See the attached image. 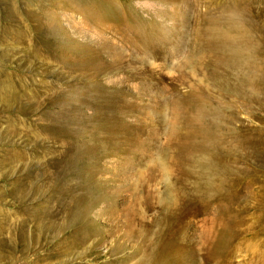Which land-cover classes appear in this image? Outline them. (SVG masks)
<instances>
[{"label": "rangeland", "instance_id": "374dc122", "mask_svg": "<svg viewBox=\"0 0 264 264\" xmlns=\"http://www.w3.org/2000/svg\"><path fill=\"white\" fill-rule=\"evenodd\" d=\"M0 264H264V0H0Z\"/></svg>", "mask_w": 264, "mask_h": 264}, {"label": "bare ground", "instance_id": "6f19581e", "mask_svg": "<svg viewBox=\"0 0 264 264\" xmlns=\"http://www.w3.org/2000/svg\"><path fill=\"white\" fill-rule=\"evenodd\" d=\"M224 185V184H223ZM220 186V185H219ZM229 186V185H228ZM212 187V186H211ZM212 193V192H211ZM209 194H207V196H208ZM211 195V194H210ZM211 196H213V195H211ZM213 199V198H212ZM226 199V198H225Z\"/></svg>", "mask_w": 264, "mask_h": 264}]
</instances>
